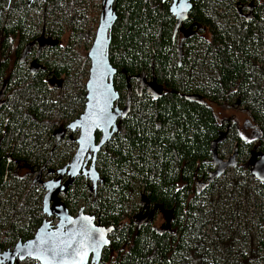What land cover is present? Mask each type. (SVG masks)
<instances>
[{
	"label": "trees",
	"instance_id": "obj_1",
	"mask_svg": "<svg viewBox=\"0 0 264 264\" xmlns=\"http://www.w3.org/2000/svg\"><path fill=\"white\" fill-rule=\"evenodd\" d=\"M189 2L176 28L171 0H114L109 59L119 103L121 91L131 89V107L98 152L93 197L82 174L61 193L71 213L81 198L99 223L114 225L99 264L264 263V180L244 163L235 178L221 175L202 190L195 184L217 136V105L238 101L264 128V0ZM101 6L102 0H0L2 249L31 237L45 217L44 188L33 181L38 169L46 163L52 171L75 152L78 130L67 124L84 109ZM194 94L203 101L189 98ZM30 180L35 184L26 189ZM137 195L172 210L170 227H138ZM251 195L253 225L227 234L222 224L240 216Z\"/></svg>",
	"mask_w": 264,
	"mask_h": 264
},
{
	"label": "water",
	"instance_id": "obj_2",
	"mask_svg": "<svg viewBox=\"0 0 264 264\" xmlns=\"http://www.w3.org/2000/svg\"><path fill=\"white\" fill-rule=\"evenodd\" d=\"M114 0H102L94 37L88 49L89 70L86 80V100L83 111L71 120L67 127L78 130L76 149L71 159L55 169L57 175L42 180L44 193L42 197L43 214L57 216L52 224L44 217L34 234L26 239H18L13 246L0 248V262L15 264L25 258L37 260L40 264H99L105 247L109 246L113 231V224L99 223L93 213L85 212L80 207L76 213H71L61 198V193L79 174L87 175L94 187L100 178L96 168V159L103 144L111 138L120 118L125 117L131 107V95H127L123 106L119 103L120 92L114 86L116 68L109 59L111 42V28L116 20L113 9ZM190 6L189 0H172L171 10L177 18L176 28L186 16ZM182 8V15L177 13ZM144 79V76H141ZM152 84V82L150 83ZM189 98L202 102L198 95ZM98 124L99 126H95ZM91 126L90 138L85 139L86 129ZM99 132L97 137L96 132ZM221 137L212 141L211 161L216 167L209 173L208 180L203 186L219 176L227 165L235 163V151L227 159L217 156L216 145ZM46 167L43 164L37 171L33 181L40 180L41 173ZM254 170V174H257ZM261 178V177H260ZM144 195L142 198L144 199ZM158 208L167 216L166 225L170 227V213L162 205L154 204L153 210ZM106 240L107 243H103ZM91 255V257H90ZM83 257V259H81Z\"/></svg>",
	"mask_w": 264,
	"mask_h": 264
},
{
	"label": "flooded vegetation",
	"instance_id": "obj_3",
	"mask_svg": "<svg viewBox=\"0 0 264 264\" xmlns=\"http://www.w3.org/2000/svg\"><path fill=\"white\" fill-rule=\"evenodd\" d=\"M175 26H176V23H175ZM177 34H179V32H177ZM144 88H145V85H143V87L141 86L140 93L142 92ZM233 105L239 106V102L237 101ZM221 111L222 109L219 110V112ZM219 112L217 111V115H218L217 125L218 126L216 130V135H217L216 137L220 136L221 140L218 141L216 145L217 156L221 158H223L224 156L228 157L231 153L235 151V156H234L235 163L229 165L228 167L231 166L235 168L234 170L238 171L240 170L239 167H242L244 163H249L250 173L252 174V176L256 177L258 180H264V178H260V176L254 174V170L257 169V165L258 164L263 165L264 163V128L262 126L260 127L259 125H256V123L253 121L249 113H248V116H246L245 118H243L242 121H240L236 119L234 116L220 117ZM227 140L232 142L231 143L232 145L228 153H223V149L221 147H222V144H224ZM254 140H258L259 142H256ZM212 147H211V150H212ZM211 157L206 160V164H208L206 171L203 172V174L200 177H195V184L199 190L204 189L205 187L203 186L204 182L208 180L207 178H208L209 173L212 170H214L216 167V163L214 164L211 161ZM35 175L33 176V179ZM153 206H154L153 203L149 202L146 199L144 200L141 197L140 205L138 206L137 211L135 210L134 220L136 224L138 225V227H141L142 224L144 223H149L151 224L152 228L156 229L159 232H162V230L168 228L166 225V218L168 215H166L162 210H159L158 208L153 210L152 209ZM158 214H161L164 220L157 225L156 220H157ZM102 256H103V253H102ZM86 264H94V263H91L89 259Z\"/></svg>",
	"mask_w": 264,
	"mask_h": 264
},
{
	"label": "rangeland",
	"instance_id": "obj_4",
	"mask_svg": "<svg viewBox=\"0 0 264 264\" xmlns=\"http://www.w3.org/2000/svg\"><path fill=\"white\" fill-rule=\"evenodd\" d=\"M101 9V8H100ZM185 12V10L182 11V8L177 12L179 13L178 15H182L183 13ZM36 16V14H35ZM37 17V16H36ZM64 39V37H62ZM30 55V54H29ZM52 88H53V93L54 95L56 94H59V85L58 84H55L53 83L52 85ZM128 89H124L123 91H121V95H122V99H121V106L125 103L126 101V96L131 92V89H130V92L127 91ZM234 104V103H233ZM230 105V106H227V107H220V106H216V108L219 110L222 109L221 112H219L220 114V117H230V116H234L236 119L242 121L243 118H245L246 116H248V112L250 113V111H245L242 107V105H239V106H236V105ZM72 130V129H71ZM76 130V129H75ZM256 142H259L258 140H254ZM232 142H230L229 140H227L224 144H222V149H223V153H228L230 148H231V144ZM216 151H217V147H216ZM260 158V157H259ZM258 158V160H259ZM223 159H227L226 156L223 157ZM70 160V159H69ZM67 160V161H69ZM229 165H227L224 169V171L218 176L220 177L221 175L223 176L220 180H227L229 178H232L234 176L235 178V173H236V170H234L235 168L233 167H228ZM257 172L258 174H260L259 176L261 178H264V163L263 165L262 164H258L257 165ZM57 173L55 171V168H53V170H49L47 167L42 171L41 173V176H40V180L38 181H42V180H45V179H48V178H51V177H54L56 176ZM84 177V180H86L88 183H89V186L91 185L90 188L87 189V194H89V197L92 198L93 197V194L95 193L96 191V187H94L92 185V181L90 180V178L87 176V175H83ZM35 184V183H33ZM31 184V180L26 184L25 188L26 189H30L31 186L33 185ZM98 184V182H97ZM39 185V183H38ZM40 187V185H39ZM41 188V187H40ZM227 190L229 191L230 190V186L227 187ZM225 189L223 190V198L226 199V193H225ZM228 193V192H227ZM231 194H234V193H231ZM246 198V197H245ZM236 199L237 200H241L240 196H236ZM133 202H138L137 203V206L140 205V199H139V196H134V201ZM244 201H242L241 203V208H240V216H236L235 219H233L232 221L230 220V218H228L227 216V219L226 221L222 224L223 226V230L229 234V232L231 230H234L238 227H240L241 229H243V227L246 226L247 227H251L253 225V222L254 220L252 219V211L254 209H257V206H256V199H255V196L251 195L249 196V198L247 200H245V202L243 203ZM75 208L76 210L74 211L73 210V213H76L77 210L80 208V207H83V209L85 210V212H88L86 210H88L87 207L88 206V203L86 202V200L84 201L83 199L79 198L75 201ZM255 207V208H253ZM137 211V209H136ZM90 213V212H89ZM239 213V212H238ZM45 217L47 219H50L51 220V223L54 224L56 221H57V216L55 214H52V215H47L45 214ZM164 220V218L161 216V214H158L157 216V220H156V224L158 225L160 222H162ZM208 230L210 231V228L208 227ZM255 231V230H254ZM217 254L220 255L223 259L225 258V252H224V249L222 248H219L218 251H217ZM114 256V253H111V257ZM21 262V261H20ZM2 264V263H0ZM4 264V263H3ZM15 264H24V263H19V262H16ZM233 264V263H231ZM256 264H264L263 261H259V262H256Z\"/></svg>",
	"mask_w": 264,
	"mask_h": 264
},
{
	"label": "snow or ice",
	"instance_id": "obj_5",
	"mask_svg": "<svg viewBox=\"0 0 264 264\" xmlns=\"http://www.w3.org/2000/svg\"><path fill=\"white\" fill-rule=\"evenodd\" d=\"M95 126H99L98 124H96ZM90 132H91V126H89L87 129H86V135H85V139L87 140V139H89L90 138ZM103 243H107V241L106 240H104L103 241ZM81 259H83V257H81Z\"/></svg>",
	"mask_w": 264,
	"mask_h": 264
}]
</instances>
